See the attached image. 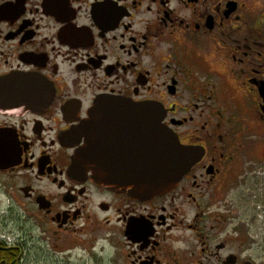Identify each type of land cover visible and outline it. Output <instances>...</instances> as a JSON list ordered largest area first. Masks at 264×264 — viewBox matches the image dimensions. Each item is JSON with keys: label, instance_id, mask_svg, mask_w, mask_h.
Returning <instances> with one entry per match:
<instances>
[{"label": "flooded vegetation", "instance_id": "1", "mask_svg": "<svg viewBox=\"0 0 264 264\" xmlns=\"http://www.w3.org/2000/svg\"><path fill=\"white\" fill-rule=\"evenodd\" d=\"M109 101L154 106L97 110L119 188L71 171ZM151 128L192 164L138 197ZM0 192L34 231L0 236L3 264H264V0H0Z\"/></svg>", "mask_w": 264, "mask_h": 264}, {"label": "water", "instance_id": "2", "mask_svg": "<svg viewBox=\"0 0 264 264\" xmlns=\"http://www.w3.org/2000/svg\"><path fill=\"white\" fill-rule=\"evenodd\" d=\"M106 107L112 110L123 111L126 115L135 117V124H138V117L153 115L152 105H132L125 104L119 101H109L107 103H100L95 106L91 111L89 120L83 124L74 132L75 139L84 138L85 146L80 149L72 160L71 171L74 174L77 172H84L87 168L93 170L94 182L103 187H116L117 180L126 179L127 173L123 177H117L115 172L111 169L101 171L96 173V168H98V162L96 160V117L98 108ZM152 118V117H151ZM144 134L150 133L151 135V148H160L164 151V157H159V149L155 152L157 157L154 159L147 160L146 162H135L134 171L128 180L132 184V194L138 197H150L158 194H162L165 191L171 189L188 171L191 166L189 157H191L185 150L181 148L178 140L167 133L164 139L157 138L153 140L154 134H159V129L151 128L150 130H142ZM164 135V134H163ZM73 138V134L71 136ZM152 155V153H151ZM122 181V180H121Z\"/></svg>", "mask_w": 264, "mask_h": 264}, {"label": "rangeland", "instance_id": "3", "mask_svg": "<svg viewBox=\"0 0 264 264\" xmlns=\"http://www.w3.org/2000/svg\"><path fill=\"white\" fill-rule=\"evenodd\" d=\"M27 221L20 223L17 215L11 212V208L8 206L5 196L0 192V236H7L9 234L15 235H27L34 236V231L31 230V223L25 224ZM19 226L25 227L19 229Z\"/></svg>", "mask_w": 264, "mask_h": 264}, {"label": "trees", "instance_id": "4", "mask_svg": "<svg viewBox=\"0 0 264 264\" xmlns=\"http://www.w3.org/2000/svg\"><path fill=\"white\" fill-rule=\"evenodd\" d=\"M2 259H3V252L0 251V264H3Z\"/></svg>", "mask_w": 264, "mask_h": 264}]
</instances>
